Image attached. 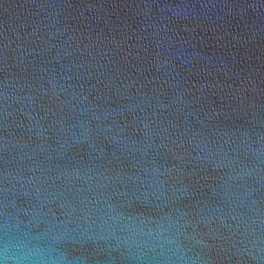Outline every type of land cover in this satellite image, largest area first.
<instances>
[{
  "label": "water",
  "instance_id": "95a60500",
  "mask_svg": "<svg viewBox=\"0 0 264 264\" xmlns=\"http://www.w3.org/2000/svg\"><path fill=\"white\" fill-rule=\"evenodd\" d=\"M0 264H264V0H0Z\"/></svg>",
  "mask_w": 264,
  "mask_h": 264
}]
</instances>
